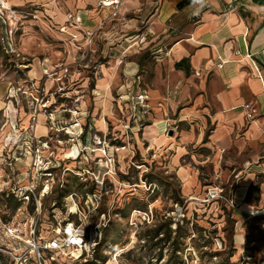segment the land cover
Masks as SVG:
<instances>
[{
  "label": "rangeland",
  "instance_id": "1",
  "mask_svg": "<svg viewBox=\"0 0 264 264\" xmlns=\"http://www.w3.org/2000/svg\"><path fill=\"white\" fill-rule=\"evenodd\" d=\"M139 1L137 9L114 19V85L109 105L101 100L102 111L109 106L103 117H98L95 101L100 98L95 92L101 76L98 53L107 47L96 42L102 30L95 31L91 45L77 48L68 63L67 47L53 46L58 35L31 17L36 9L32 4L21 1L12 34L9 25L0 23V264H37L34 241L53 237L57 225L68 219L82 225L92 249L79 260L59 259L64 264H264L263 225H249L243 254L234 248L235 222L226 200L239 173L224 170L216 175L210 167L199 166L201 187L188 198L170 165L171 155L164 147L148 150L143 127L133 123L128 91L136 92L139 85L150 98L153 92L162 96L152 97L154 114L167 96L163 89L168 74L158 39L144 36L153 6ZM52 49L61 51L55 59ZM36 59L54 77L30 78L27 71ZM99 119L103 130L96 125ZM46 129L40 137L49 144L44 156L60 167L47 196L40 198L38 192L33 204L15 210L10 194L30 182L40 188L46 179L32 170V156L21 146L20 136L29 131L39 138L37 133ZM194 151L209 154L202 147ZM74 152L80 153L77 160ZM215 188L223 190L226 200L207 202ZM62 193L71 195L60 198ZM89 194L100 198L95 210L87 202ZM37 202L42 204L39 216ZM80 254L74 252L77 258Z\"/></svg>",
  "mask_w": 264,
  "mask_h": 264
},
{
  "label": "crops",
  "instance_id": "2",
  "mask_svg": "<svg viewBox=\"0 0 264 264\" xmlns=\"http://www.w3.org/2000/svg\"><path fill=\"white\" fill-rule=\"evenodd\" d=\"M99 1L34 0L28 4L36 8V24L58 35L53 46L67 47L68 63L77 48L87 45V32L102 30L96 42L107 47L98 53L101 76L95 92L100 98L95 101L98 117H103L109 111L114 85V19L108 20L110 9L97 8ZM2 2L13 8L23 4L20 0ZM139 5V0H123L121 16ZM147 5L153 10L148 13L144 36L158 39L161 63L168 75L163 89L165 106L159 104L157 114L153 113L151 103L156 99L152 97L162 96L153 92L150 98L139 85L136 92L128 91V95L145 92L148 96L143 140L148 150L164 147L171 155L170 165L188 198L201 187L199 166L210 167L216 175L224 170L239 173L227 207L235 222L234 248L243 254L249 225L264 226V0H147ZM147 10L143 9L144 15ZM76 15L81 24L67 25L68 17ZM51 53L55 59L61 51L52 49ZM47 57L50 55L45 61ZM221 62L222 67H218ZM179 63L181 68L176 67ZM43 69L41 60L36 59L27 73L38 78ZM103 97L108 105L102 111ZM247 104L256 110L253 120L246 117ZM95 121L103 130L101 120ZM37 134L44 137L47 129ZM197 147L209 154L198 156L194 151ZM252 213L258 215L247 217Z\"/></svg>",
  "mask_w": 264,
  "mask_h": 264
},
{
  "label": "built area",
  "instance_id": "3",
  "mask_svg": "<svg viewBox=\"0 0 264 264\" xmlns=\"http://www.w3.org/2000/svg\"><path fill=\"white\" fill-rule=\"evenodd\" d=\"M27 3H32L34 0H20ZM123 0H101L97 4V8L99 9H110V17L112 19H117L121 17L120 7ZM19 10L17 8H13L11 6L6 5L2 0H0V23L9 25V34H12L13 28L17 27V18L19 16ZM33 19L36 18L34 13L30 14ZM82 19L79 15L69 16L67 25L75 26L76 24H81ZM94 32H87L85 34V39L87 41V45H91L93 42ZM10 45L9 43H7ZM160 54V51H158ZM237 54H239L237 52ZM223 62L218 65V67H222ZM67 72V70L65 71ZM43 75L47 78L54 77L49 69L45 66L43 69ZM39 92V89H37ZM18 92H23L22 88H17ZM126 101L130 103L131 108L133 110V123L137 125V127H144L146 122V116L149 113V107L147 104L148 96L145 92L133 96L127 95ZM46 106V105H44ZM43 106V107H44ZM246 111V117L248 120H253L255 118L256 110L252 107V105L247 104L244 106ZM22 136V137H21ZM19 141H22L21 146L25 147L27 153L32 156L33 165L32 170L40 173L43 177H45V183L42 184V187L38 188L34 183H29L28 186L23 188H19V191L14 192L15 197L22 203H29L31 200H37V194L39 192V197L44 198L49 194L50 190V181L54 182V173L57 168L60 167L59 163L57 165L50 159L44 156L45 150L48 148V143L44 142L40 138H36L29 134V131H26L25 135H21ZM19 155H22V151L19 149ZM80 156V153H73V159L77 160ZM38 188V189H37ZM223 190H219L218 188L212 189L208 193L207 202H214L218 200H226L223 197ZM99 196L97 194H92L87 196V202H90L92 210H95V206L99 203ZM227 201V200H226ZM230 206L234 208L233 204L229 202ZM36 211L38 216L41 213L42 204L41 202H37ZM89 210V207H87ZM71 214V213H70ZM76 214V213H75ZM83 218L86 219V213L83 212ZM9 233H14L12 229L8 228ZM35 231H33L34 233ZM55 235L49 239H40L38 241H34L33 245V256L37 264H51L55 261H60L62 259L68 260H79L84 256L85 252L88 254L91 251V246L89 242L86 241V236L84 234V230L82 229L81 224H76L73 220L68 219L64 223H60L57 225V228L53 230ZM80 251L81 254L77 258L74 256V252Z\"/></svg>",
  "mask_w": 264,
  "mask_h": 264
},
{
  "label": "trees",
  "instance_id": "4",
  "mask_svg": "<svg viewBox=\"0 0 264 264\" xmlns=\"http://www.w3.org/2000/svg\"><path fill=\"white\" fill-rule=\"evenodd\" d=\"M181 66H182V63H179V64H177L176 65V67L177 68H181ZM71 194L69 193V194H67L66 195V193H62L61 194V196H60V198H66V197H68V196H70ZM90 195V194H89ZM2 193H0V198H2ZM10 197L13 199V201L15 202V205H14V208L13 209H20V207H21V205L23 204L22 202H20L16 197H15V195L14 194H10ZM30 203H32L33 204V200H31V202ZM29 203V204H30ZM10 206H11V204H10ZM86 241H88L87 240V238H86ZM95 250V249H94ZM85 254H86V252H85ZM33 260L35 261V258L33 257ZM36 262V261H35ZM51 264H64V263H61L60 261H55V262H52ZM88 264H93V263H88Z\"/></svg>",
  "mask_w": 264,
  "mask_h": 264
},
{
  "label": "bare ground",
  "instance_id": "5",
  "mask_svg": "<svg viewBox=\"0 0 264 264\" xmlns=\"http://www.w3.org/2000/svg\"><path fill=\"white\" fill-rule=\"evenodd\" d=\"M73 131L74 130H72L71 128H68V130H67V134H70V135H72L73 134ZM75 152L77 153V152H79L77 149H75Z\"/></svg>",
  "mask_w": 264,
  "mask_h": 264
},
{
  "label": "water",
  "instance_id": "6",
  "mask_svg": "<svg viewBox=\"0 0 264 264\" xmlns=\"http://www.w3.org/2000/svg\"><path fill=\"white\" fill-rule=\"evenodd\" d=\"M172 134V133H171Z\"/></svg>",
  "mask_w": 264,
  "mask_h": 264
}]
</instances>
